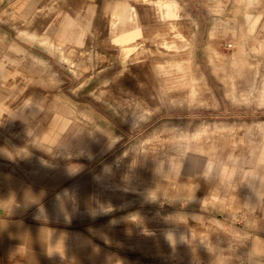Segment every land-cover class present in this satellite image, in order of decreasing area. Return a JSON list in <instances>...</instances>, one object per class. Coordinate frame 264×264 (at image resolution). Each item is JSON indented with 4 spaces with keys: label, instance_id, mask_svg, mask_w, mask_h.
<instances>
[{
    "label": "rangeland",
    "instance_id": "rangeland-1",
    "mask_svg": "<svg viewBox=\"0 0 264 264\" xmlns=\"http://www.w3.org/2000/svg\"><path fill=\"white\" fill-rule=\"evenodd\" d=\"M176 2L0 0V147L84 192L39 264H264V0Z\"/></svg>",
    "mask_w": 264,
    "mask_h": 264
},
{
    "label": "crops",
    "instance_id": "crops-1",
    "mask_svg": "<svg viewBox=\"0 0 264 264\" xmlns=\"http://www.w3.org/2000/svg\"><path fill=\"white\" fill-rule=\"evenodd\" d=\"M29 170L30 164L14 160L13 147H0V264H39L77 240L62 220L69 221L63 211L68 198L84 197L78 175L63 180Z\"/></svg>",
    "mask_w": 264,
    "mask_h": 264
},
{
    "label": "bare ground",
    "instance_id": "bare-ground-1",
    "mask_svg": "<svg viewBox=\"0 0 264 264\" xmlns=\"http://www.w3.org/2000/svg\"><path fill=\"white\" fill-rule=\"evenodd\" d=\"M162 5L166 9V13L169 15H175L179 7L176 0H163ZM111 9H112V15H113L112 16L113 17L112 25L114 26L113 29L119 28V32L117 31V35H118L117 40L122 42L123 46H125V44H127L133 38L134 32L128 28V25L130 26V24L131 25L135 24L136 21H135L134 13L131 10L132 8L123 1L115 2L111 6ZM63 33L64 35L66 34L68 39H71L76 44L79 45L83 43L84 32L77 23L73 22L70 19V17H67L63 24ZM193 161L194 160L190 158L188 160V164H192ZM194 162H196V160ZM178 167L180 170L183 166L181 167V165H179ZM106 169H109V168H106ZM169 169H172V168L169 167Z\"/></svg>",
    "mask_w": 264,
    "mask_h": 264
},
{
    "label": "clouds",
    "instance_id": "clouds-1",
    "mask_svg": "<svg viewBox=\"0 0 264 264\" xmlns=\"http://www.w3.org/2000/svg\"><path fill=\"white\" fill-rule=\"evenodd\" d=\"M171 237H169V239H170Z\"/></svg>",
    "mask_w": 264,
    "mask_h": 264
}]
</instances>
